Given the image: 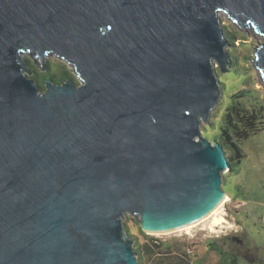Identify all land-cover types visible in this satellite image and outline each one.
I'll list each match as a JSON object with an SVG mask.
<instances>
[{
	"label": "water",
	"instance_id": "water-1",
	"mask_svg": "<svg viewBox=\"0 0 264 264\" xmlns=\"http://www.w3.org/2000/svg\"><path fill=\"white\" fill-rule=\"evenodd\" d=\"M220 11L264 36V0H0V264H138L125 214L180 232L222 204ZM25 54L80 84L41 92Z\"/></svg>",
	"mask_w": 264,
	"mask_h": 264
},
{
	"label": "rangeland",
	"instance_id": "rangeland-1",
	"mask_svg": "<svg viewBox=\"0 0 264 264\" xmlns=\"http://www.w3.org/2000/svg\"><path fill=\"white\" fill-rule=\"evenodd\" d=\"M219 17L225 36L229 34L228 40L233 42L226 46V50L231 52L228 72H221L218 63H213L221 98L211 112L209 123H202L203 135L213 143L214 137L220 133L222 118L233 94L249 89L253 98L264 101V78L255 64V51L264 44V36L252 26L244 29L224 11ZM25 57L32 59L27 54ZM37 61L42 70L39 57ZM47 63H65L80 83L74 67L64 59L47 56L45 65ZM262 121V128L242 142L245 158L238 171L228 169L222 174V188L226 191L227 200L215 216L224 217L226 222L213 226V216L185 231L148 235L157 241L184 243L191 249L193 259L201 261V264L221 263L219 254L209 247L212 243L232 253L239 264H264V116ZM238 187L242 189L240 192L237 191ZM123 225L128 236L127 232L138 235L141 230L137 218L128 213L123 217Z\"/></svg>",
	"mask_w": 264,
	"mask_h": 264
},
{
	"label": "trees",
	"instance_id": "trees-1",
	"mask_svg": "<svg viewBox=\"0 0 264 264\" xmlns=\"http://www.w3.org/2000/svg\"><path fill=\"white\" fill-rule=\"evenodd\" d=\"M226 36L228 39L229 34ZM228 41L229 43L233 42L232 40ZM229 54L231 55L230 51ZM28 61L33 70L32 77L35 78L41 92L46 89L45 81L47 79H51L57 84H61L67 79H73L77 85L80 84L65 63L57 65L47 63L46 71H42L32 59H28ZM250 93L249 89H242L230 97V104L220 125V133L213 139L223 146L231 172H237L245 158L242 142L259 131L263 124L264 101H258ZM241 190V188H237V191ZM127 233L134 240L138 264H201V261L193 259L194 255L191 249L184 243L157 241L142 230L138 235ZM209 247L219 254L220 264H239L232 253L226 252L215 243L210 244Z\"/></svg>",
	"mask_w": 264,
	"mask_h": 264
},
{
	"label": "bare ground",
	"instance_id": "bare-ground-1",
	"mask_svg": "<svg viewBox=\"0 0 264 264\" xmlns=\"http://www.w3.org/2000/svg\"><path fill=\"white\" fill-rule=\"evenodd\" d=\"M221 15V11L219 12V16ZM260 37H262L261 35H259ZM226 200H227V194H225V199H224V201L222 202V204L214 211V213L211 215V216H209L208 218H206L205 220H203V221H206L207 219H209V218H211V217H213L214 216V218H213V226H218V225H222L224 222H226V220H225V218L224 217H222V216H215L218 212H219V210L221 209V207L225 204V202H226ZM202 221V222H203ZM201 223V222H200ZM197 224H199V223H197ZM196 224V225H197ZM195 226V225H194ZM169 233V232H168Z\"/></svg>",
	"mask_w": 264,
	"mask_h": 264
}]
</instances>
